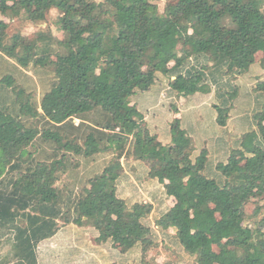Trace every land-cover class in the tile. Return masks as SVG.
<instances>
[{
	"label": "trees",
	"instance_id": "obj_1",
	"mask_svg": "<svg viewBox=\"0 0 264 264\" xmlns=\"http://www.w3.org/2000/svg\"><path fill=\"white\" fill-rule=\"evenodd\" d=\"M52 10L65 41L8 37L6 20L43 23ZM256 65L264 71V0H175L163 14L154 0H0V264H39L40 244L69 224L159 264L148 258L159 248L144 223L152 205L118 195L127 156L174 200L155 225L174 230L194 264H264V215L246 222L252 200L264 201V108L213 171L180 118L163 145L133 105L164 77L177 98L215 90L226 127ZM253 92L264 95V79Z\"/></svg>",
	"mask_w": 264,
	"mask_h": 264
},
{
	"label": "crops",
	"instance_id": "obj_2",
	"mask_svg": "<svg viewBox=\"0 0 264 264\" xmlns=\"http://www.w3.org/2000/svg\"><path fill=\"white\" fill-rule=\"evenodd\" d=\"M216 78L220 83L226 81L221 73L216 74ZM257 78L264 79V71L259 65L254 66L248 76L239 79L240 95L234 101L226 127H220L216 122L217 113L214 105L219 103V100L215 90L209 95L196 94L188 99L177 98L174 92L168 90V80L164 77H160V82L151 91L134 98L133 105H136L144 115L151 134L157 135L163 145L171 143L170 124L174 118H180L183 129L193 138L195 156L207 148L208 168L214 171L219 162L227 161L231 149L241 136L255 129L253 114L264 108V95H256L253 92ZM172 106L178 109L177 115ZM76 122L79 123L78 120ZM122 163L124 173L117 183L118 195L129 208L136 204L152 205V214L144 223L152 228L153 239L159 245L157 254L164 253L170 258L163 264H194L193 259L178 245L175 231L172 229L162 231L155 225L156 220L174 206V200L166 196L163 185L149 178V170L144 163L134 161L132 158H123ZM215 176L218 177L216 174ZM61 185L59 183L58 186ZM98 237L99 233L90 227H78L73 224L60 226L54 237L40 244L38 262L138 264L141 261L140 247L123 255L110 241L98 244L96 242Z\"/></svg>",
	"mask_w": 264,
	"mask_h": 264
},
{
	"label": "rangeland",
	"instance_id": "obj_3",
	"mask_svg": "<svg viewBox=\"0 0 264 264\" xmlns=\"http://www.w3.org/2000/svg\"><path fill=\"white\" fill-rule=\"evenodd\" d=\"M96 2H102L103 0H95ZM155 5H157L159 13L163 14L165 7L168 4L175 3V0H154ZM59 17V12L57 10H52L51 13L48 15L47 19L43 23H35L32 21H27L24 16H17L14 20H6L8 23V37H12L15 34H21L25 36L28 39H34L38 33L40 32H47L51 31V33L56 37L58 41H65L67 39V36L64 32H61L57 28V20ZM182 46V42H180V48ZM262 55L257 54L256 57L260 58ZM126 159H131L130 157H125ZM264 206V201H261L260 199L254 198L252 202L247 206L246 208V215H247V225H253L256 221H258L263 215H264V208L261 211V214L259 217H255V211L259 207ZM218 250L216 249L215 254H217ZM154 257L158 262L161 264L165 263V261H168L170 258L164 253L157 254V253H151L149 254L148 258ZM215 257V256H214Z\"/></svg>",
	"mask_w": 264,
	"mask_h": 264
}]
</instances>
